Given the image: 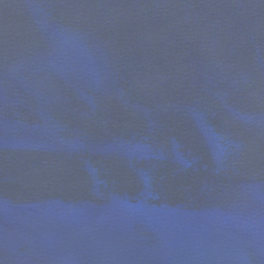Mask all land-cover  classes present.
<instances>
[{
    "label": "water",
    "instance_id": "obj_1",
    "mask_svg": "<svg viewBox=\"0 0 264 264\" xmlns=\"http://www.w3.org/2000/svg\"><path fill=\"white\" fill-rule=\"evenodd\" d=\"M0 264H264V0H0Z\"/></svg>",
    "mask_w": 264,
    "mask_h": 264
}]
</instances>
